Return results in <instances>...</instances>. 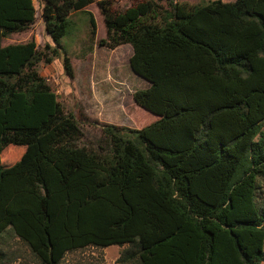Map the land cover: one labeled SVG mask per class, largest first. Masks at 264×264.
Listing matches in <instances>:
<instances>
[{
  "label": "trees",
  "instance_id": "16d2710c",
  "mask_svg": "<svg viewBox=\"0 0 264 264\" xmlns=\"http://www.w3.org/2000/svg\"><path fill=\"white\" fill-rule=\"evenodd\" d=\"M40 1L57 49L75 13L94 39L93 0ZM127 1L96 3L98 46H130L148 85L132 101L158 118L103 125L85 147L36 70L58 50L1 46L33 25V0H0V238L10 229L37 264L111 246H128L119 263H264V0Z\"/></svg>",
  "mask_w": 264,
  "mask_h": 264
},
{
  "label": "rangeland",
  "instance_id": "374dc122",
  "mask_svg": "<svg viewBox=\"0 0 264 264\" xmlns=\"http://www.w3.org/2000/svg\"><path fill=\"white\" fill-rule=\"evenodd\" d=\"M98 1L93 0L86 8L96 22L94 39L89 34L87 17L82 13H75L71 15L75 24L74 31L61 40L60 48L57 49L44 31L42 3L40 0H33V25L1 40L2 47L34 41L39 52L44 51L47 46L58 50L59 58H53L49 64L38 63L36 70L56 94L64 112L72 114L78 121L81 131L78 145L85 147L95 145L103 125L139 130L158 118L137 107L132 101L133 93L148 85L130 71V57L127 54L117 57L110 54V50L98 46V41L106 38L103 18L96 6ZM118 1L121 9L129 6L127 0ZM209 1L213 0H177L178 3L189 5L206 4ZM62 54L69 59L72 79H68L64 73ZM9 231L10 229L0 238V264H37L28 248ZM126 249L128 246H111L110 250L103 252V249L88 247L66 254L61 264H133L118 262Z\"/></svg>",
  "mask_w": 264,
  "mask_h": 264
},
{
  "label": "crops",
  "instance_id": "0c3cea01",
  "mask_svg": "<svg viewBox=\"0 0 264 264\" xmlns=\"http://www.w3.org/2000/svg\"><path fill=\"white\" fill-rule=\"evenodd\" d=\"M110 54L112 55H116L117 57H120L123 55V54H127V56H131V48L130 46L128 45H123V46H119L113 50H110L109 52ZM124 247V246H123ZM123 247H118V248H123ZM111 247H108V248H105L103 249V252H106L107 250H110Z\"/></svg>",
  "mask_w": 264,
  "mask_h": 264
}]
</instances>
